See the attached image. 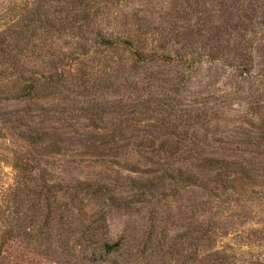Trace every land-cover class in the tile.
I'll return each mask as SVG.
<instances>
[{
    "label": "trees",
    "instance_id": "1",
    "mask_svg": "<svg viewBox=\"0 0 264 264\" xmlns=\"http://www.w3.org/2000/svg\"><path fill=\"white\" fill-rule=\"evenodd\" d=\"M135 1L8 4L17 19L0 32V61H8L10 76L2 97L17 102L18 109L12 120L0 123L22 144L13 149V181L0 197V264H129L126 235L113 240L99 208L81 217L86 211L81 194L118 192L146 204L145 195L196 187L221 213L234 208L233 195L258 187L264 177V97H243L247 109L231 113L212 94L204 97L212 93L207 84L191 80L209 62L240 84L255 76L263 84L264 67L253 69L262 41L252 35L264 24V0H216L211 5L221 24L197 18L190 27L174 21L157 38L147 35L153 24L148 10L118 11ZM208 2L193 0L192 15L206 12L201 7ZM119 17L122 34L102 26L103 18ZM180 29L190 34L180 35ZM231 31H237L235 37ZM38 34L42 67L26 76L18 68L19 54L36 46ZM231 39L244 45V53L230 47ZM52 155L78 157L75 169L116 165L138 175L128 176V186L115 184L103 170L68 184L43 160ZM148 213L154 228L159 216L154 208ZM197 230L198 239L215 245L212 222Z\"/></svg>",
    "mask_w": 264,
    "mask_h": 264
},
{
    "label": "rangeland",
    "instance_id": "2",
    "mask_svg": "<svg viewBox=\"0 0 264 264\" xmlns=\"http://www.w3.org/2000/svg\"><path fill=\"white\" fill-rule=\"evenodd\" d=\"M16 1L26 0H0V32L6 31L17 19L7 11L8 4ZM215 1L209 0L205 7H201L206 12L194 11L193 15L191 13L193 0L190 2L191 5H187L183 0H136L129 7L117 8L118 11H125L134 6L148 10L153 24L147 35L157 38L159 34L167 33L168 26L174 21L178 26L189 25L190 27H194L197 18H202L201 21L206 20L208 23L221 24L223 18L219 16L220 12H216L215 7L212 9L211 3ZM181 7L185 9L184 13H179L178 8ZM188 12H190L189 15ZM186 18L191 19L185 20ZM122 20L121 17L103 18L102 26L109 24L108 31L122 34ZM257 30L258 32L253 33L252 36L256 38L255 40L260 39L262 46H260L261 53H256L257 57L254 58L255 72H259V69L264 67V57H262L264 56V24ZM12 31L13 28L7 34H12ZM237 31H231V36L235 37ZM178 34L187 35L190 32L180 29ZM38 37L39 34L33 38L36 46H30L19 54L21 62L18 68L21 72L24 71L26 76H30V72L40 70L42 67ZM233 40L231 39L229 43L230 47H236L239 52L244 53V45L235 46L236 43ZM29 50L32 51V55ZM248 51L249 49H247V56ZM8 68V61H0V119L10 121L17 112L18 103L2 97L4 93L2 88L10 80V76H7ZM216 69V63L205 62L199 75H194L191 80L195 83L202 81V86L207 84L205 88L212 93L204 94V97L208 98L212 94L217 102L226 103L232 109L231 113H239L247 109V105L241 99L243 97H246L245 101L264 97V82L260 84L257 76L240 84L230 71L221 73L216 72ZM190 85L192 86L193 83ZM230 92L232 93L228 94ZM6 125V123L0 125V197L13 181V149L20 148L18 145L22 144L18 137H10L6 133ZM230 125L229 128L233 127L232 124ZM76 159L78 157L70 155H52L43 158L51 166V171L65 178L68 184L76 176L85 178V174L98 175L103 170L112 174L115 184L128 186L130 183L128 176L138 175L126 167L116 165L103 168L92 164L75 169L73 160ZM257 184H259L258 187H252L247 193L233 195L231 198L234 208L221 213L215 206L216 202L204 190L189 187L178 188L175 194L171 192L156 197L145 195L144 199L148 201L146 204L135 202L136 196L123 194L121 198L118 192L116 195L111 193L102 197L81 194L86 211L81 212L80 216L88 217L90 211L96 208L106 212L112 239L116 240L121 234H125L126 240L132 245V257L129 264H209L212 262L215 264H264V177ZM152 208L156 210L160 220L154 228H150L147 223L150 215L148 212ZM207 221L213 224L215 245H212L210 241L203 242L198 239V226ZM189 234L191 237L186 238Z\"/></svg>",
    "mask_w": 264,
    "mask_h": 264
}]
</instances>
